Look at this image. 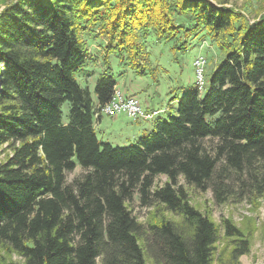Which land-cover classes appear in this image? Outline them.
<instances>
[{
	"label": "trees",
	"instance_id": "obj_1",
	"mask_svg": "<svg viewBox=\"0 0 264 264\" xmlns=\"http://www.w3.org/2000/svg\"><path fill=\"white\" fill-rule=\"evenodd\" d=\"M227 2L4 0L0 144L12 152L0 162L1 247L24 264H147L144 246L157 264H213L221 228L191 203L180 177L202 189L213 182L219 201L232 177L243 192L264 195V0L254 18ZM85 26L98 28L108 52L142 74L154 71L152 33L178 58L188 53L189 36L205 30L223 57L203 90L198 80L178 77L152 131L115 146L95 130L115 75L98 76L95 96L77 77L91 60ZM208 136L218 139L214 155L201 142ZM77 164L88 171L68 183L66 172ZM159 174L168 181L151 190ZM135 189L145 204L152 198L181 221L139 222L127 205ZM223 223L224 235L238 238L234 257L246 253L241 229Z\"/></svg>",
	"mask_w": 264,
	"mask_h": 264
},
{
	"label": "rangeland",
	"instance_id": "obj_2",
	"mask_svg": "<svg viewBox=\"0 0 264 264\" xmlns=\"http://www.w3.org/2000/svg\"><path fill=\"white\" fill-rule=\"evenodd\" d=\"M227 1L226 5L246 11L251 18H254L255 10L263 0ZM3 7H5L4 0H0V11ZM85 27L82 40L91 60L86 65V70H82L77 75L80 84L89 88L92 95L95 96L98 76L105 72H112L117 80L116 85L118 88L126 95L135 94L145 108L154 106L155 109L160 111L157 117L166 113L170 108L168 104L169 92L174 85H177L178 77L182 79L191 77L194 82L198 80L196 70L192 66L197 55L203 54L207 58L204 70L206 86L213 70L223 57L211 37L205 34V30L189 36L188 53L178 58L171 50V43L159 41L152 33L146 38V42L148 51L151 54V66L154 71L149 69L145 74H142L131 68L116 52H108V40L98 31V28ZM106 58H109V60L106 61ZM184 63H187V65L184 66ZM87 72L93 74L88 76L85 74ZM62 111L63 121L69 122L70 104L68 101L62 104ZM153 120L133 121L125 114L111 116L103 113L101 117L95 119V130L100 140L109 141L115 146H125L136 143L149 134L153 129ZM201 142L209 153L214 155L218 151L217 138L208 136L201 139ZM11 152L8 143L0 144V162L4 161ZM218 163L221 167L223 161ZM87 171L86 168L77 164L75 169L66 172L67 182L74 183L77 178ZM167 181V175H157L151 190L164 185ZM226 182L232 185V190L228 192L224 201H219L216 197L213 182L202 189L189 184L184 177H180L179 184L184 186L191 203L221 228L223 236L216 244L213 264H264V195L256 196L249 192H243L241 185L233 177L228 178ZM127 205L133 216L145 226L149 222L161 219L175 221H181L182 219L179 214L167 210L164 205L159 204L152 198L149 203L145 204L138 189L133 191L132 198L127 201ZM224 219H230L233 224L241 229L243 236L239 237L247 239L250 245L246 253L234 257L233 251L237 246L238 238L224 235ZM144 249L147 264H157L149 256L146 246H144ZM10 261L24 264V259L20 255L0 246V264H7ZM99 264H102L100 259Z\"/></svg>",
	"mask_w": 264,
	"mask_h": 264
},
{
	"label": "built area",
	"instance_id": "obj_3",
	"mask_svg": "<svg viewBox=\"0 0 264 264\" xmlns=\"http://www.w3.org/2000/svg\"><path fill=\"white\" fill-rule=\"evenodd\" d=\"M207 64V58L203 54H199L194 59V66L198 77L199 90L204 89L205 76L204 70ZM159 110H149L145 108L141 100L135 94L126 95L122 92L117 85H115L112 96L109 101L102 105H98L96 116H101L103 113L111 116L125 114L133 121L153 120L159 114Z\"/></svg>",
	"mask_w": 264,
	"mask_h": 264
},
{
	"label": "crops",
	"instance_id": "obj_4",
	"mask_svg": "<svg viewBox=\"0 0 264 264\" xmlns=\"http://www.w3.org/2000/svg\"><path fill=\"white\" fill-rule=\"evenodd\" d=\"M67 123V122H66Z\"/></svg>",
	"mask_w": 264,
	"mask_h": 264
}]
</instances>
